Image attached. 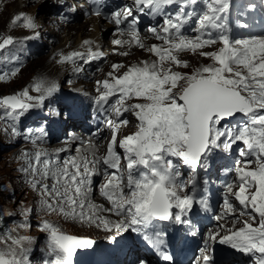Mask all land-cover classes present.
<instances>
[{"label":"snow or ice","instance_id":"obj_1","mask_svg":"<svg viewBox=\"0 0 264 264\" xmlns=\"http://www.w3.org/2000/svg\"><path fill=\"white\" fill-rule=\"evenodd\" d=\"M230 3L231 0H132L131 6L125 5L111 13L109 19L118 26L117 32L121 35L127 32L130 37L129 40L114 39V45L135 43L157 58L131 64L122 74L117 73L125 65L112 64L108 78L96 82L97 103L102 106L109 97L119 93L111 110L118 118L122 113L131 112L137 120L136 131L118 140L120 126L128 125L129 121L108 120L112 135L102 158L93 154L91 160L72 157L57 164L42 159L45 154L41 151H36L34 156L22 153L19 158L25 160L26 166H21L19 171L25 174L26 183L40 191L43 209L102 226L114 233L109 237L112 241L128 230L140 233L164 261H172V256L163 250L165 233L156 230L153 221L187 223L182 217L192 208L194 198L180 194L177 183L180 173L174 172L172 161H166V157H177L195 170L198 166H207V157L213 149L227 152L237 142H243L244 147L238 150L235 161L236 179L225 187L238 202L239 216L247 218L240 220L237 216L233 225L240 223L238 228L225 229L220 225L217 231L210 232L205 248L201 249L205 253L201 259L202 264H212L210 255L206 254L207 245L218 241L254 258L253 264H264V35L232 39L227 26ZM171 5H178V10L166 13L165 6ZM134 13L162 16L161 24L148 28L161 44H144L137 27L139 17ZM95 14L101 15L99 10ZM22 18L25 27H36L34 19L24 13L15 16L13 23ZM193 21L195 26L190 31L195 35H188L184 29ZM125 23L126 29L119 27ZM13 42L11 36L3 38L0 50ZM91 43L84 41L85 45ZM213 45L219 47L215 51L203 50ZM183 52L207 57L213 63L202 65L191 74L174 71L173 66L188 67L187 61L179 59ZM117 54L128 55L127 52ZM85 55L90 60L100 52L99 49L93 52L89 47L87 54L72 52L63 60ZM18 71L13 70L11 76ZM8 76V73L0 74V81ZM56 88L52 84L44 91L51 94ZM36 90L40 91L41 86L37 85ZM25 98L44 100L43 95L32 97L24 89L0 98V105L10 110L8 115H19L38 106L25 102ZM133 99L140 102L130 103ZM236 114H242L246 122L233 127L221 126ZM11 133L19 134L16 127H12ZM117 147L123 149L122 155L116 151ZM95 175L104 177L99 191L110 207L91 202ZM234 184L238 190H233ZM224 205L225 215L237 211L228 195L224 197ZM173 208L179 211L173 213ZM100 212L115 214L120 219L109 220L99 215ZM27 226L25 222L16 228ZM39 227L47 234V252L42 264H73L77 249H90L95 243L90 238L65 234L48 220L41 221ZM220 230L225 234L220 235ZM15 231L11 229L0 236V244H4L0 247V264H30L31 248L25 246L26 240L31 242L30 238L15 236ZM137 264L147 262L138 259Z\"/></svg>","mask_w":264,"mask_h":264},{"label":"rangeland","instance_id":"obj_2","mask_svg":"<svg viewBox=\"0 0 264 264\" xmlns=\"http://www.w3.org/2000/svg\"><path fill=\"white\" fill-rule=\"evenodd\" d=\"M29 1L30 2L27 5L26 3L24 4L22 0H17L15 6L17 7V4L20 5L21 10L11 18L7 17L5 9L2 10L3 5L0 2V42H2L3 38L8 36L13 37L14 40L13 44L8 45L3 50H0V74H9L6 80L0 81V98L22 92L24 89H28L29 95L32 97H37L40 95L44 96V100L42 102H37L35 100L27 101L25 98V102L38 104V106L27 109L21 114V116L34 110L40 112L50 111L52 107L50 108L47 106V104H49L50 101L54 102L60 95V92H97L96 89L98 85L96 82L103 81L104 79L108 78L107 73L112 71V64H117V62H120L125 65V68L121 69L120 72L117 73L122 74V72L127 69V66L131 64H139L141 61L150 62L157 59L154 54L141 49L139 46L132 47L130 44H125L124 51L127 52L128 55L119 56L116 52L114 54L113 50L108 49L110 51V56L108 57V61L106 62L103 69L96 73L93 79H85L82 77L83 75L74 71L76 67L82 65L83 58L76 57L73 60L65 61L63 60V57L72 52H77L74 50H76L78 40L77 38H79V34H82L83 37L92 36L95 32L94 28L91 25H88L85 30H80L79 27H75L73 25L75 23H72L70 25H64L59 29H55L54 25L51 26V24H49V21L52 20L47 15L49 8L47 3L48 0ZM44 6H47L46 9L42 8V12L45 13L39 12V7L41 8ZM20 13H24L28 17H30L31 14V18H33L36 13L38 15L36 18V23L42 25L40 26L41 28L38 30L36 28H23L22 24L24 25L25 23L23 18L14 24V17ZM83 22L84 21H80L78 23ZM23 29H26L27 31L25 32ZM102 32L103 31L100 30V39L104 37V40L110 42L111 38L116 37V35H110L109 38L106 36V33L105 35H102ZM149 39L155 41V44H161L159 40H156L154 37L148 38L146 41ZM145 42L144 44L146 46H150ZM121 46L123 45H113L112 47L113 49H120ZM218 47L219 45L206 46L203 50L211 51L213 48L216 49ZM35 50H38L39 53L36 54ZM80 52L86 53L87 51L83 50ZM179 59L187 61L188 67L185 68L181 66H173V70L187 74H191L193 71H195V69L202 65L213 63L211 59L207 57H201L197 54H193L192 52L180 53ZM61 67L62 70H53V68L58 69ZM15 69H19V71L15 76H11V72ZM48 75L54 77L50 78ZM52 84L57 86L55 91H58V95L56 96H52L53 92L51 94H47L44 91L45 88L51 86ZM37 85L41 86L40 91L36 90ZM129 102L136 103L140 101L133 99ZM8 111L10 110H6L2 105H0V236H4L11 229H16L13 235L30 238V243L27 240L25 241V246L31 248V252L29 253L30 264L33 262L36 264V259L40 260L38 257V252L45 249V243L42 240V236H47V234L40 231L39 227L41 221L43 220H48L65 234L88 236L94 238L97 242L107 241L111 235L104 237L103 234L108 232L102 226L98 228L99 230H102L103 228L104 232L95 233V227H97L95 224L81 222L78 219H72L71 217L66 218L59 213H49L42 208V197L40 191L38 189H33L28 183H26L25 174L19 171L21 166H26L25 160L19 158L22 153L27 152L24 148V145H32L30 143L34 142L26 141V138L23 135V130L18 128L15 123V118L17 115H8ZM129 113L130 121L128 125L120 126L118 140L123 136L136 131L137 120L131 112ZM12 127L17 128L19 133L18 135H12ZM109 136L111 139V135ZM107 137L108 135H102L100 140H104ZM34 145L37 146H34V151L28 150L27 153L29 155L34 156L36 151H41L45 154L42 159H49L51 157L50 160L52 161H54L53 159H56L52 156L64 155V151L62 150L58 151L57 154H52L49 152L48 150H52V144V147L51 145L45 146L40 145L39 143H34ZM121 150L123 152V149ZM73 152L74 151L72 150L71 153ZM65 153L67 152L65 151ZM71 153L69 152L70 157L73 156ZM69 154H67V156H69ZM65 158L66 159L62 160V162L56 161V163L62 164L65 160H68V157ZM103 182L104 179L99 183H92L90 199L104 202L102 206L107 208L110 207V204L103 196H101L99 191L100 185ZM179 192L181 195L183 194L182 191ZM29 209L31 211H27ZM107 214L111 215L112 217L109 218ZM99 215L112 221L120 219L115 214L108 212H101ZM113 217L116 219H113ZM246 218L247 217H244L241 220ZM25 222L28 225L27 227L18 229L16 228L17 224ZM231 224L232 223H230V225ZM113 234L114 233H112V235ZM0 247H4V244H0Z\"/></svg>","mask_w":264,"mask_h":264},{"label":"bare ground","instance_id":"obj_3","mask_svg":"<svg viewBox=\"0 0 264 264\" xmlns=\"http://www.w3.org/2000/svg\"><path fill=\"white\" fill-rule=\"evenodd\" d=\"M16 1L17 0H0V2H1V4L3 5L2 6V10H6V14H7V17L8 18H11V17H13L16 13H19L20 12V10H21V7H20V5H18L17 4V7L15 6V4H16ZM23 1V3L25 4H27L28 5V3L30 2L29 0H22ZM41 1V0H40ZM45 8H47V6H44V7H39V12H42L43 11V9ZM32 13V12H31ZM42 13H45V12H42ZM32 15H33V13H32ZM37 14L35 13V15L33 16V19H34V22H35V24H36V29L38 30L39 28H41L40 26H42V25H40L39 23H36L37 21ZM43 16V15H42ZM30 17H31V14H30ZM41 17V16H40ZM39 18V17H38ZM76 24V25H75ZM75 24H73L75 27H79V29L80 30H85L87 27H88V25H91L93 28H94V30H95V32H94V34L92 35V36H85V37H83L82 36V34H79V38H77L78 40H77V45H76V50H74V51H77V52H80V51H83V50H86V51H88V49H89V47L93 50L97 45H103V47L102 48H107V49H109L110 50V48L111 49H113V43H112V39H111V41L109 42V41H106V40H104L103 38H101L100 39V37H101V35H100V30H102L103 31V28L101 27V25H100V23H99V21L97 20V18L96 17H93V18H91V19H88V20H85L83 23H75ZM22 26H23V28L25 27L23 24H22ZM44 26V25H43ZM105 27H107V28H110V26H111V24H109V23H107V24H105L104 25ZM54 27H55V29H59V28H61V27H63V25H60V24H55L54 23ZM25 32L27 31L26 29H23ZM42 30V29H41ZM45 30V29H44ZM40 31V30H39ZM28 33V32H27ZM114 39H119V38H113V40ZM85 40H88V41H91L92 43L90 44V45H85L84 44V41ZM146 41V40H145ZM146 44H149L150 46L152 45V44H155V41H153V40H147L146 41ZM116 46V45H115ZM120 46V45H119ZM128 47V46H127ZM129 48H130V46H129ZM116 49V53L117 52H125L124 51V49H125V44L123 45V46H121V48L120 49H117V48H115ZM127 49V48H126ZM212 49V48H211ZM217 49V48H216ZM215 48H213L211 51H215L216 50ZM127 51V50H126ZM129 51V50H128ZM206 51H209V50H206ZM114 54H115V52H114ZM117 55H119V54H117ZM119 56H124V55H119ZM126 56V55H125ZM83 59H84V57H83ZM117 64H122V63H120V62H117ZM76 68H81L82 69V71H80V72H78L79 74H81V75H86L87 74V71H86V69L84 68V66L83 65H81V66H79V67H76ZM53 70L54 71H56V70H62V67L61 68H58V69H54L53 68ZM48 77H50V78H53L54 76H51V75H48ZM87 84V83H86ZM60 87V86H59ZM60 94H61V92H60ZM56 95H58V91H54L53 93H52V96H56ZM60 96V95H59ZM238 116V115H237ZM22 133V132H21ZM100 133H101V136L102 135H112V129L111 128H109L107 125H104V126H102L101 127V129H100ZM110 133V134H109ZM101 136H100V138H101ZM30 144H32V145H29V144H26V145H24L25 147V149H26V151L28 152V150L29 151H34V146H37V145H34V143H30ZM31 149V150H30ZM55 150H57V151H68L67 153H71V151L73 150L74 152L73 153H71L73 156L72 157H75V158H77V160H79L81 157H84V156H87V154L89 153L88 151H86V150H84V149H79V148H75V145H68V146H66V145H61V146H58V145H55V146H53L52 147V150L51 151H55ZM72 157H68V159H70V158H72ZM53 158H55V157H53ZM64 159H66L65 158V155H63L61 158H56V159H53L55 162L57 161V162H62V160H64ZM179 190V189H178ZM179 191H181V190H179ZM91 202L93 203V204H95V205H103L104 204V202H101V201H97V200H95V199H91ZM99 214H101V212L99 213ZM107 216L109 217V218H111L112 216L111 215H109V214H107ZM113 219H116L115 217H113ZM110 220V219H109ZM102 232H104L103 231V228H102V230H99V228L98 227H95V233H102ZM99 235V234H98ZM104 235V237H108L109 235H112V233H104L103 234ZM101 237V236H100ZM103 240V239H102ZM105 240V239H104Z\"/></svg>","mask_w":264,"mask_h":264},{"label":"water","instance_id":"obj_4","mask_svg":"<svg viewBox=\"0 0 264 264\" xmlns=\"http://www.w3.org/2000/svg\"><path fill=\"white\" fill-rule=\"evenodd\" d=\"M237 115H239V114H236V116H237ZM234 117H235V116H234ZM232 118H233V117H232ZM228 119H230V118H227L226 120H228Z\"/></svg>","mask_w":264,"mask_h":264}]
</instances>
